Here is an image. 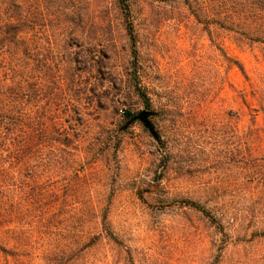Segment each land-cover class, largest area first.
<instances>
[{
    "label": "rangeland",
    "instance_id": "1",
    "mask_svg": "<svg viewBox=\"0 0 264 264\" xmlns=\"http://www.w3.org/2000/svg\"><path fill=\"white\" fill-rule=\"evenodd\" d=\"M240 1L0 0V264H264Z\"/></svg>",
    "mask_w": 264,
    "mask_h": 264
},
{
    "label": "trees",
    "instance_id": "2",
    "mask_svg": "<svg viewBox=\"0 0 264 264\" xmlns=\"http://www.w3.org/2000/svg\"><path fill=\"white\" fill-rule=\"evenodd\" d=\"M226 20L234 26L254 28L264 32V0H241L237 11L227 12ZM124 114L131 117L129 112Z\"/></svg>",
    "mask_w": 264,
    "mask_h": 264
},
{
    "label": "water",
    "instance_id": "3",
    "mask_svg": "<svg viewBox=\"0 0 264 264\" xmlns=\"http://www.w3.org/2000/svg\"><path fill=\"white\" fill-rule=\"evenodd\" d=\"M154 114V112L147 110V109H143L141 111H139V113L135 116H133L131 119H129L126 123V126L136 120L140 121L143 126L145 128H147V130L149 131V133L155 138L157 139V133L154 130V127L149 119L150 116H152Z\"/></svg>",
    "mask_w": 264,
    "mask_h": 264
}]
</instances>
